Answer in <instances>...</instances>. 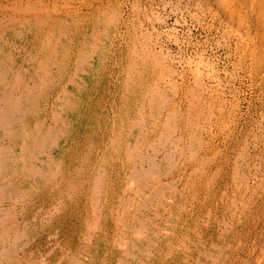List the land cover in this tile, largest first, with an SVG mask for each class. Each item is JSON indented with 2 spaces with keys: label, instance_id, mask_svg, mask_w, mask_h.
Returning <instances> with one entry per match:
<instances>
[{
  "label": "bare ground",
  "instance_id": "obj_1",
  "mask_svg": "<svg viewBox=\"0 0 264 264\" xmlns=\"http://www.w3.org/2000/svg\"><path fill=\"white\" fill-rule=\"evenodd\" d=\"M195 1L255 29L263 65L264 0ZM126 4L0 0V264H227L242 234V154L231 193L206 171L218 97L199 73L174 80L151 34L123 21ZM99 74L115 75L102 99Z\"/></svg>",
  "mask_w": 264,
  "mask_h": 264
},
{
  "label": "rangeland",
  "instance_id": "obj_2",
  "mask_svg": "<svg viewBox=\"0 0 264 264\" xmlns=\"http://www.w3.org/2000/svg\"><path fill=\"white\" fill-rule=\"evenodd\" d=\"M125 2H127L125 11L128 15L123 16V21L129 25L135 23L138 30L144 28L141 30L142 32H149V36L151 34V44L166 58V65L173 69L174 80L182 85L191 86L194 74L199 73L203 79L205 78L204 81H206L208 88L218 97L215 99L220 101L217 105L222 108V112L215 113V116L219 117L218 122L220 121L217 124L213 123L215 124L213 129L217 133L216 138L213 136L211 139L209 136L206 137L207 142L213 143L214 141L213 145L215 146V149L210 153L213 162L206 165V171L210 177L211 175L215 176L216 181H218L217 194L219 188L225 187L231 193L234 191V186L229 176L235 167L238 154H242L239 172L241 175L247 174V180L242 185L241 204L245 202L244 204L248 206L247 211H249L246 224L241 226L244 227L241 236L234 241L232 238H228L231 242L233 241V247L228 253L227 264H264V61H262V66H258L261 58L257 61L251 59L250 48L252 46L249 44L251 38L258 37L256 30L247 32L245 28L239 27L238 31L236 27H238L239 20L230 21L225 13L219 11V6L216 3L201 2L199 4L195 0L189 4L187 0L179 3L177 0H115L117 5ZM177 3L181 5L179 8H177L179 6ZM133 6L138 8V13L134 17L129 16V8ZM238 9L243 12H238L237 16H245V11L242 8ZM151 13L152 16H150ZM231 27L234 29L232 30ZM120 30L122 31L123 28ZM257 39L259 40V37ZM117 46L118 40L115 41V48L112 52L118 58L120 50ZM107 58L110 62L104 63L108 68H113L117 72L118 66L114 62L112 63L111 56L108 55ZM245 61L247 64L244 63ZM247 61L253 63L250 65ZM112 77H109V80L104 78L102 74L96 77L98 83H102L108 88V90H103L102 87L97 88V96L101 99L104 98L109 89L112 88L113 90L115 75ZM94 79L88 80L89 86L94 83ZM88 85H85V91ZM217 90L219 91L217 92ZM248 138L250 139L248 140ZM221 149L222 151H220ZM222 173L223 179L221 180ZM205 196L202 193L200 200L206 201ZM208 207L210 206L206 205L205 209L208 210ZM218 215L221 219L223 218L221 214L218 213ZM38 230H40L39 227L36 228V231ZM215 235V232L210 235L212 241L216 239ZM36 245V243L30 244V249L36 250ZM41 248L44 253L49 250L48 245ZM35 258H38V254Z\"/></svg>",
  "mask_w": 264,
  "mask_h": 264
}]
</instances>
